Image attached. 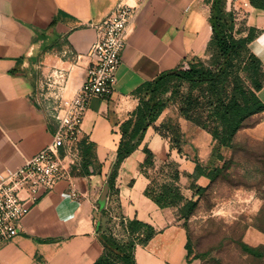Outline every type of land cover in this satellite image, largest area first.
I'll return each instance as SVG.
<instances>
[{"label": "crops", "instance_id": "crops-1", "mask_svg": "<svg viewBox=\"0 0 264 264\" xmlns=\"http://www.w3.org/2000/svg\"><path fill=\"white\" fill-rule=\"evenodd\" d=\"M207 1L142 2L129 23L128 42L111 93L93 97L84 115L82 138L92 147L89 153H81V165L70 176L79 197L73 199L68 194L69 180H59L22 218L17 235L0 245V264H93L102 253L93 214L104 215V210L126 220L136 217L156 230L146 245L136 246L137 264H195V259H187L185 228L174 222L172 207L161 208L144 194L149 179L141 171L144 146L152 151L154 162L171 157L181 167L186 156L181 159L169 139L150 125L140 145L118 166L113 192L108 177L121 137L119 126L138 103L134 90L182 58L205 50L211 35ZM230 1L241 6L239 15L246 29L239 34L245 37L252 32L248 47L264 67V10L254 8L249 0ZM116 2L0 0V173L15 169L52 140L55 122L35 103L41 79L37 71L28 69L29 57H36L46 44L63 39L74 56L73 64L62 60L56 64L69 67L71 95L84 80L87 53L97 38L90 23L101 20ZM77 55H81L79 59ZM49 63L50 56L45 53L31 66L42 73ZM257 96L264 102V84ZM176 115L186 145L196 148L200 160H207L213 143L210 133ZM158 120L154 125H159ZM250 132L264 134V117ZM194 134L196 138H187ZM203 182H208L204 175L196 179L201 186Z\"/></svg>", "mask_w": 264, "mask_h": 264}, {"label": "trees", "instance_id": "trees-1", "mask_svg": "<svg viewBox=\"0 0 264 264\" xmlns=\"http://www.w3.org/2000/svg\"><path fill=\"white\" fill-rule=\"evenodd\" d=\"M223 3L225 0L210 1L211 37L207 48L212 49V57L207 63L193 57H184L173 68L161 71L152 80L143 82L134 90L138 103L131 115L119 126L121 137L108 177L112 192L118 166L140 145L150 125L168 138L178 153L182 152L183 133L177 121L172 125L164 121L154 125L170 98L177 103V113L180 116L206 130L223 147L232 148L238 131L249 127L248 121L264 112V102L257 96L258 90L264 84V67L248 47L253 34L249 31L245 37H235L231 33L233 23H228ZM249 3L254 8L264 10V0H249ZM168 93L166 99L164 96ZM79 147L81 153H89L92 145L82 138ZM143 152L145 158L141 171L149 179L144 194L161 208L175 207L186 221L197 202L182 193L178 164L173 163V171L168 179L153 183L147 172L148 167L154 166L153 154L147 146L143 147ZM83 165L86 167L87 162ZM225 168L226 161L205 173L199 163H196L194 175L188 177L194 183L201 175L213 180L223 174ZM194 183L193 194L205 189L204 186H195ZM103 214L108 217L106 230L101 231L100 226L96 229L102 253L93 264H137L134 254L136 246L148 243L156 234L154 227L136 217L126 220L118 215L122 231V236L119 237L112 231V217L105 210ZM185 246L188 262H191L188 239ZM242 248L252 256L264 258V243L257 246L243 244Z\"/></svg>", "mask_w": 264, "mask_h": 264}, {"label": "rangeland", "instance_id": "rangeland-1", "mask_svg": "<svg viewBox=\"0 0 264 264\" xmlns=\"http://www.w3.org/2000/svg\"><path fill=\"white\" fill-rule=\"evenodd\" d=\"M210 1H207L209 5ZM240 9L241 6L239 7L235 1L225 0L223 3L226 19L228 23L230 21L233 23L231 33L235 37H240L239 33L246 29L243 18L239 15ZM208 42L204 51L193 54L189 58L193 57L195 60L199 59L207 63L212 57V49L207 48ZM45 53L50 56V63L45 65L47 69L42 70L41 73V69L33 67L39 60L41 61ZM73 57L64 40L57 39L43 46L34 57L35 59L32 55L29 57L30 68L28 69L37 71L38 78L42 79L43 73L53 69L57 61L72 63ZM30 58H32L31 61ZM59 65L63 64L59 63L57 66ZM168 96L169 93L164 97L167 99ZM176 114L177 103L170 98L158 118L160 120L158 123L164 121L171 125L175 124ZM263 117L264 113L253 116L248 121L250 126L242 128L235 135L232 148L223 147L213 139L211 154L207 160H200L196 148L190 144L186 145V137L183 133L184 143L180 157L183 159L185 155L186 161H182L181 167L174 158L168 157L154 162L153 167L147 168L153 183H161L172 173L173 163L178 164L180 189L187 198L196 200L197 204L186 221L179 215L177 209L172 207L176 217L174 222L185 228L191 248L189 255L191 261L196 260L195 264H264V258L252 256L242 248L243 244L257 246L264 243V239L262 240L264 237V134L250 132L251 128L257 124L256 122ZM162 133L166 134V131L162 130ZM190 137L196 138V135L187 138L190 139ZM224 161H226V168L223 174L213 180L204 175L208 178V182H203L205 189L193 194L194 180L188 175H194L196 163H199L201 169L207 173ZM192 167L193 171L190 172ZM194 185L199 184L195 182ZM119 222V218L115 220L112 218L111 228L116 236L121 237Z\"/></svg>", "mask_w": 264, "mask_h": 264}, {"label": "built area", "instance_id": "built-area-1", "mask_svg": "<svg viewBox=\"0 0 264 264\" xmlns=\"http://www.w3.org/2000/svg\"><path fill=\"white\" fill-rule=\"evenodd\" d=\"M143 1L117 0L107 15L90 23L97 38L87 53L84 80L71 95L69 67L56 65L43 73L34 100L55 122L52 140L15 169L0 173V245L17 235L22 218L59 180H69L68 194L73 199L79 197L70 176L81 165L84 115L93 97L104 98L111 93L121 52L128 42L129 23Z\"/></svg>", "mask_w": 264, "mask_h": 264}, {"label": "water", "instance_id": "water-1", "mask_svg": "<svg viewBox=\"0 0 264 264\" xmlns=\"http://www.w3.org/2000/svg\"><path fill=\"white\" fill-rule=\"evenodd\" d=\"M112 171V167L110 168L109 174ZM94 218L96 219L97 222V227H101V231H105L106 230V225L108 222V217L105 215H101L100 212L96 211L93 214Z\"/></svg>", "mask_w": 264, "mask_h": 264}]
</instances>
